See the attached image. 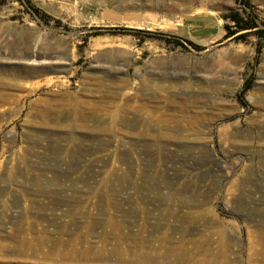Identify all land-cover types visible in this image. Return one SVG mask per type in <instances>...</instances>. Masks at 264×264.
Here are the masks:
<instances>
[{
	"label": "rangeland",
	"instance_id": "374dc122",
	"mask_svg": "<svg viewBox=\"0 0 264 264\" xmlns=\"http://www.w3.org/2000/svg\"><path fill=\"white\" fill-rule=\"evenodd\" d=\"M172 2L0 0V264H264V0Z\"/></svg>",
	"mask_w": 264,
	"mask_h": 264
},
{
	"label": "crops",
	"instance_id": "0c3cea01",
	"mask_svg": "<svg viewBox=\"0 0 264 264\" xmlns=\"http://www.w3.org/2000/svg\"><path fill=\"white\" fill-rule=\"evenodd\" d=\"M194 0H173L171 9L173 16L178 15V10L189 8ZM196 9L186 14V17L174 22L168 29L167 35L179 39L194 40L199 43H211L220 36V22L216 13L218 9H204L205 4L195 5ZM167 9V8H166ZM168 10V9H167Z\"/></svg>",
	"mask_w": 264,
	"mask_h": 264
},
{
	"label": "trees",
	"instance_id": "16d2710c",
	"mask_svg": "<svg viewBox=\"0 0 264 264\" xmlns=\"http://www.w3.org/2000/svg\"><path fill=\"white\" fill-rule=\"evenodd\" d=\"M238 0H236L237 2ZM245 6H249L246 2H244ZM250 7V6H249ZM225 20H230L234 24L233 28H230L227 24L224 25V28L227 30V33L225 37H230L231 35H234L238 32H259L261 34H264V30H257L259 27L256 23L255 19L257 18V15L251 13V12H244V15H241L237 11H231L227 15L223 17ZM256 29V30H255ZM175 39H179L177 37H174ZM185 42H188L191 44L189 40L181 39Z\"/></svg>",
	"mask_w": 264,
	"mask_h": 264
},
{
	"label": "bare ground",
	"instance_id": "6f19581e",
	"mask_svg": "<svg viewBox=\"0 0 264 264\" xmlns=\"http://www.w3.org/2000/svg\"><path fill=\"white\" fill-rule=\"evenodd\" d=\"M146 259H148V260H149V262H151V263L155 262V261H154L155 259H154V258H152L151 256H147V257H146Z\"/></svg>",
	"mask_w": 264,
	"mask_h": 264
}]
</instances>
